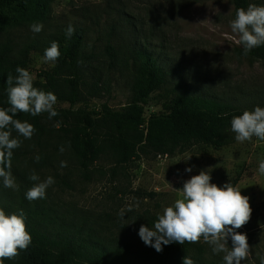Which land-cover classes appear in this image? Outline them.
Segmentation results:
<instances>
[{"label":"rangeland","instance_id":"rangeland-1","mask_svg":"<svg viewBox=\"0 0 264 264\" xmlns=\"http://www.w3.org/2000/svg\"><path fill=\"white\" fill-rule=\"evenodd\" d=\"M250 4L264 6V0H251ZM234 19L232 0H53L41 32L34 33L30 25L12 28L0 22V43L11 40L18 49L29 39L59 35L69 25L86 29L85 52L94 55L101 81L94 93L96 81L88 79L83 85L84 99L74 110L97 109L103 104L118 110L126 106L132 97L131 73L109 69L107 48H116L132 62L129 50L136 42L169 66L172 74L168 85L151 95L145 107L146 117L168 112L176 82L173 79L179 77L188 88L244 106V110L264 108V64L238 55L241 45L236 43L238 37L230 27ZM43 56L39 51L29 55L27 70L35 77L34 82L43 80L39 76L52 72L56 66L54 62H44ZM54 108L71 106L56 102ZM42 122L44 131L35 130L31 139L12 132L13 138L22 142L11 157L17 189L5 188L0 179V194L11 210L39 207L58 215L61 221L85 223L95 237L106 243L128 246L137 253L153 252L155 249L145 245L138 235L141 225L153 228L163 209L174 205L179 197L173 189H181L192 176L208 171L211 183L220 187L231 183L249 197L251 219L237 229L247 235L250 246V256L241 264H261L264 175L259 174L258 167L264 159V141L253 137L238 142L228 126L223 133L225 146L220 149L193 146L173 156H163L143 143L137 148L138 158L120 165L106 145L105 130H98L100 152L92 159L82 160L73 148L74 133L63 119H50L46 112ZM62 161L66 162L65 167H61ZM84 161L89 164L88 171L82 167ZM32 174L38 175L40 181L30 180ZM49 176L55 182L47 188L46 198L29 201L26 192ZM128 208L132 210L127 211ZM193 244L189 258L194 264H225L224 253H213L212 246L203 239ZM199 246L203 248L201 254ZM228 247H232L231 237Z\"/></svg>","mask_w":264,"mask_h":264},{"label":"trees","instance_id":"trees-1","mask_svg":"<svg viewBox=\"0 0 264 264\" xmlns=\"http://www.w3.org/2000/svg\"><path fill=\"white\" fill-rule=\"evenodd\" d=\"M236 11L245 10L251 0H232ZM53 0H0V22L12 28L33 23L47 22ZM87 30L74 29L69 38L66 31L59 35L40 36L29 39L23 46L11 40L0 43V108L10 107L8 103L7 76L18 75L16 68L27 70L29 55L45 49L52 42L59 45L60 56L52 72H43V80L34 82V87L52 92L57 102L70 104V109H55L54 120L63 119L74 133L73 148L82 160L92 159L102 149L98 138L99 129L106 131L107 147L117 157L120 165L128 164L139 157L138 146H145L158 155L173 156L193 146H225L224 130L231 126L234 116L242 115L244 109L223 99L207 95L198 88H188L179 77L172 89V103L168 112L146 117V105L151 95L162 90L172 79L171 69L153 56L143 45L132 43L129 53L132 62L124 59L116 48L108 46L109 69L131 73L132 97L125 107L113 109L103 104L97 109L88 107L74 110L84 99L83 85L92 78L96 81L94 93L98 92L99 71L93 54L85 52ZM241 58L260 61L264 64V45L253 48L244 55V47L237 50ZM122 57V58H121ZM249 110V109H245ZM32 116L19 112L15 119L32 124L36 131L43 132V115ZM88 171L89 164L82 162ZM0 209L6 214H25L27 231L32 242L27 250L21 251L15 259H5L3 264H183L195 247L193 243L183 245L172 242L162 245V251L137 253L128 246L106 243L95 237L85 223L61 221L49 210L21 206L11 210L0 194ZM199 253L203 248L198 247Z\"/></svg>","mask_w":264,"mask_h":264},{"label":"clouds","instance_id":"clouds-1","mask_svg":"<svg viewBox=\"0 0 264 264\" xmlns=\"http://www.w3.org/2000/svg\"><path fill=\"white\" fill-rule=\"evenodd\" d=\"M231 32L236 34V43L243 45L244 55L250 50L264 45V6L250 4L247 9L239 8L235 19L230 22ZM30 30L39 33L43 30L42 23H33ZM74 28L69 25L66 36L71 37ZM60 56L59 45L52 42L45 49L44 62H55ZM15 77L10 73L7 76L8 103L10 107L0 108V179L8 189H17L11 173V157L13 150L21 146V140L13 138L15 130L19 136L31 139L35 128L27 121L15 119L19 112L37 116L44 112L49 118L58 115L54 105L57 97L52 92H45L34 87L35 77L26 69L17 67ZM231 130L235 133L238 142L250 141L253 137L264 141V108L256 106L254 110H244L242 115L234 116L231 120ZM64 148H60L63 153ZM190 158V157H189ZM40 157H36L39 161ZM66 162H61L65 167ZM186 171L191 172V168ZM258 172L264 175V159L259 162ZM32 181H40V177L32 174ZM208 171H201L184 182L181 189H173L179 197L174 205L167 206L163 213L158 215L153 228L141 225L138 235L147 246L161 252L162 245L172 242L183 245L185 242L197 243L201 239L212 246L213 253H224L225 264H241L250 256V246L247 235L237 229L245 226L251 219L252 208L249 197L241 194V189L231 183L222 187L211 183ZM49 176L44 181L35 183L26 192L29 201L46 198V190L54 183ZM128 208L127 211H131ZM125 210H121L123 218ZM228 237H231L232 247H228ZM32 237L27 231L25 214H6L0 209V264L5 259H15L21 251L27 250ZM183 264H194V261L185 256ZM264 264V259L261 260Z\"/></svg>","mask_w":264,"mask_h":264}]
</instances>
